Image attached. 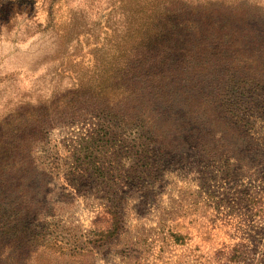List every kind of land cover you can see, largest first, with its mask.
Masks as SVG:
<instances>
[{
	"label": "rangeland",
	"instance_id": "rangeland-1",
	"mask_svg": "<svg viewBox=\"0 0 264 264\" xmlns=\"http://www.w3.org/2000/svg\"><path fill=\"white\" fill-rule=\"evenodd\" d=\"M162 1L0 0V123L49 124L78 92L108 94L123 13ZM169 93L146 97L136 121L54 117L14 169L34 207L21 247L0 223V264H264V87L245 125L197 149Z\"/></svg>",
	"mask_w": 264,
	"mask_h": 264
},
{
	"label": "trees",
	"instance_id": "trees-1",
	"mask_svg": "<svg viewBox=\"0 0 264 264\" xmlns=\"http://www.w3.org/2000/svg\"><path fill=\"white\" fill-rule=\"evenodd\" d=\"M129 13H123L125 28L114 30L108 94L78 92L77 99L72 98L77 106L51 111L49 124L39 119L16 123L9 117L0 123V200L2 206L10 199L9 205L17 204L11 215L1 208L0 223L9 229L6 234L18 237L20 247L34 203L26 195L30 190L26 170L14 169L21 158L32 156V143L46 136L56 115L67 120L94 112L136 121L142 119L137 112L146 97H159L166 105L172 91L178 132L197 149L207 136L217 135L213 129L229 133L245 125L243 104H254L263 90L264 0H163L159 8L148 10H140L136 3ZM119 35L123 42L117 41ZM149 144L154 147L157 142ZM149 151L147 144L146 157ZM107 232L103 241L112 236V230Z\"/></svg>",
	"mask_w": 264,
	"mask_h": 264
}]
</instances>
